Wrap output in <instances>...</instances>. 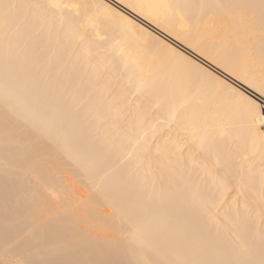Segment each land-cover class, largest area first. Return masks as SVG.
Returning a JSON list of instances; mask_svg holds the SVG:
<instances>
[{
    "label": "snow or ice",
    "instance_id": "1",
    "mask_svg": "<svg viewBox=\"0 0 264 264\" xmlns=\"http://www.w3.org/2000/svg\"><path fill=\"white\" fill-rule=\"evenodd\" d=\"M0 264H264V0H0Z\"/></svg>",
    "mask_w": 264,
    "mask_h": 264
},
{
    "label": "bare ground",
    "instance_id": "2",
    "mask_svg": "<svg viewBox=\"0 0 264 264\" xmlns=\"http://www.w3.org/2000/svg\"><path fill=\"white\" fill-rule=\"evenodd\" d=\"M116 2H118V0H116ZM132 16L137 20V23H140L141 26L146 27L148 31L153 33V35L159 36L161 40H165V42L173 41L172 37H169L168 34L164 32L161 28H157L155 24H152L150 21L145 20L143 17L136 16L135 13H133ZM178 43H179L178 41L174 42V46L175 44H178ZM181 47H184V46H181ZM190 52H191V49H188L185 54H188ZM196 55H197L196 53H192L193 57H195Z\"/></svg>",
    "mask_w": 264,
    "mask_h": 264
}]
</instances>
